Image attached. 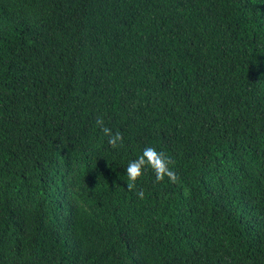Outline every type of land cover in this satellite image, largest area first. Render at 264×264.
<instances>
[{"label": "trees", "instance_id": "16d2710c", "mask_svg": "<svg viewBox=\"0 0 264 264\" xmlns=\"http://www.w3.org/2000/svg\"><path fill=\"white\" fill-rule=\"evenodd\" d=\"M255 2L0 0V264H264Z\"/></svg>", "mask_w": 264, "mask_h": 264}, {"label": "clouds", "instance_id": "9594fccd", "mask_svg": "<svg viewBox=\"0 0 264 264\" xmlns=\"http://www.w3.org/2000/svg\"><path fill=\"white\" fill-rule=\"evenodd\" d=\"M253 5H256L255 0H251ZM96 124L100 127V130L107 137V143L112 148L123 146V136L117 131L115 133L106 126H104L103 118L98 117ZM173 161L167 157L163 152L157 151L154 147H147L143 150L142 154L135 160L131 161L126 169L128 183L126 188L128 191H137V195L140 199H143L144 193L142 189L137 190L136 182L143 175L146 168H150L155 174V181L161 182L168 178L172 183L178 182V176L169 167Z\"/></svg>", "mask_w": 264, "mask_h": 264}]
</instances>
